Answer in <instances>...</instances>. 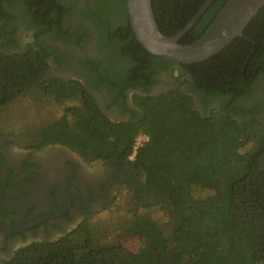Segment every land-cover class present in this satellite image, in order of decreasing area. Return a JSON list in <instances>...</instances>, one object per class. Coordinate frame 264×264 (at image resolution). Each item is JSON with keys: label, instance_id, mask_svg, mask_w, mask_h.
Here are the masks:
<instances>
[{"label": "trees", "instance_id": "obj_1", "mask_svg": "<svg viewBox=\"0 0 264 264\" xmlns=\"http://www.w3.org/2000/svg\"><path fill=\"white\" fill-rule=\"evenodd\" d=\"M90 1L96 5L89 4L84 16L100 31L110 67L89 58L81 60L82 73L93 90H107L119 104L128 89H143L145 96L133 97L140 112L131 110L129 120L113 122L83 84L47 77L50 53L41 37L54 35L78 46L86 37L65 24L76 6L64 0H0V23H5L0 28V107L32 90L48 95L62 85L54 99L71 104L61 118L39 126L30 144L67 146L87 162L128 160L137 137L147 135L133 162L145 182L134 191L137 212L124 230L146 240L149 250L137 256L119 243L92 247L88 235L80 242L71 234L22 248L5 264L264 263V120L259 119L264 103L249 106L264 84V6L218 54L179 65L151 55L137 41L126 0ZM151 1L161 33L172 37L207 0ZM228 1L215 0L180 43L198 40ZM14 8L27 27L38 30L36 43L22 49L7 38ZM170 64L178 65V81L190 94L180 88L151 94L160 69ZM151 208L166 216L165 225Z\"/></svg>", "mask_w": 264, "mask_h": 264}, {"label": "flooded vegetation", "instance_id": "obj_2", "mask_svg": "<svg viewBox=\"0 0 264 264\" xmlns=\"http://www.w3.org/2000/svg\"><path fill=\"white\" fill-rule=\"evenodd\" d=\"M64 2L76 6L74 14L66 17L65 24L75 29L74 34H85L86 37L81 46L57 40L54 35L41 37L42 44L50 53L47 77L83 84L113 122L129 120L131 110L140 112L133 97L145 96L146 92L130 88L125 92V101L119 104L107 90L92 89L88 77L82 73L81 60L90 58L109 66V58L100 40L102 35L97 26L84 16L88 5L96 4L90 0ZM11 12L16 16L12 27L8 28L7 38H14L20 49L36 43L38 30L25 25V21L19 18V9L14 8ZM4 26L1 21L0 28ZM2 40L0 38V43ZM15 43H10L13 51L18 50ZM177 67V64H170L167 69H160L156 77L158 83L151 87L152 95L176 88L190 94L188 87L178 81ZM261 102L264 103V84H260L249 106ZM217 105L213 103L212 108ZM198 106L201 107L199 103ZM259 119L264 120V112ZM130 157L128 160L87 162L67 146L51 144L38 149L31 144L23 145L19 138L11 137L0 129V221L10 230L36 216L63 213L16 233L0 230V264L11 260L22 248L35 243L55 242L73 234L89 218L112 206L122 189L134 194L144 184L145 175L134 166L135 160Z\"/></svg>", "mask_w": 264, "mask_h": 264}, {"label": "water", "instance_id": "obj_3", "mask_svg": "<svg viewBox=\"0 0 264 264\" xmlns=\"http://www.w3.org/2000/svg\"><path fill=\"white\" fill-rule=\"evenodd\" d=\"M215 0H207L193 19L175 36L161 33L155 19L151 0H126L133 33L144 49L165 61L181 65H191L205 61L218 54L234 39L241 36L264 6V0H229L218 13L205 33L190 45L180 43L181 39L194 27ZM63 213L36 216L14 229H7L0 221V230L16 233L48 218H57Z\"/></svg>", "mask_w": 264, "mask_h": 264}, {"label": "rangeland", "instance_id": "obj_4", "mask_svg": "<svg viewBox=\"0 0 264 264\" xmlns=\"http://www.w3.org/2000/svg\"><path fill=\"white\" fill-rule=\"evenodd\" d=\"M63 91V86L59 85ZM48 95L32 90L25 97L14 103L0 107V129L11 137L19 138L22 144H30L36 139L34 131L39 126L61 118L71 102L61 103L54 98L58 97L60 89ZM134 194L122 189L116 201L110 207L98 212L82 226L81 232L72 234L80 242L90 238L92 247H107L116 243L128 248L134 255H141L149 250L146 240L125 232L124 227L137 212ZM149 210L141 209L140 212ZM150 213L161 224L167 222L166 216L157 209L151 208Z\"/></svg>", "mask_w": 264, "mask_h": 264}, {"label": "built area", "instance_id": "obj_5", "mask_svg": "<svg viewBox=\"0 0 264 264\" xmlns=\"http://www.w3.org/2000/svg\"><path fill=\"white\" fill-rule=\"evenodd\" d=\"M149 140V137L145 134H140L134 144L133 152L130 159L135 160L138 150Z\"/></svg>", "mask_w": 264, "mask_h": 264}]
</instances>
